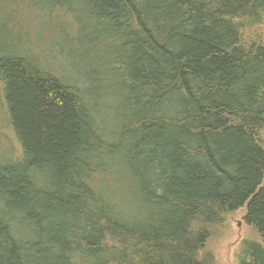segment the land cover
<instances>
[{
    "label": "trees",
    "instance_id": "16d2710c",
    "mask_svg": "<svg viewBox=\"0 0 264 264\" xmlns=\"http://www.w3.org/2000/svg\"><path fill=\"white\" fill-rule=\"evenodd\" d=\"M259 30L264 0H0V264H217L240 210L264 264Z\"/></svg>",
    "mask_w": 264,
    "mask_h": 264
},
{
    "label": "rangeland",
    "instance_id": "374dc122",
    "mask_svg": "<svg viewBox=\"0 0 264 264\" xmlns=\"http://www.w3.org/2000/svg\"><path fill=\"white\" fill-rule=\"evenodd\" d=\"M264 37V31H251L247 35ZM57 58L59 54L56 53ZM58 65H60L58 63ZM0 101V152L8 151V148L19 149L14 139V134L7 125L6 116ZM264 144V133L262 134ZM16 152V151H14ZM245 211L240 210L226 217L222 225L214 228L211 238L207 243V251L214 254L217 264H240L243 243L260 242V237L256 231L246 224Z\"/></svg>",
    "mask_w": 264,
    "mask_h": 264
}]
</instances>
